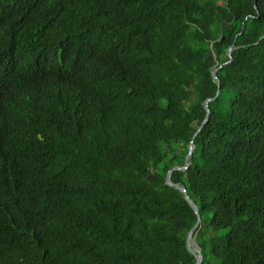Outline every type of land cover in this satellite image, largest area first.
<instances>
[{
	"label": "trees",
	"instance_id": "1",
	"mask_svg": "<svg viewBox=\"0 0 264 264\" xmlns=\"http://www.w3.org/2000/svg\"><path fill=\"white\" fill-rule=\"evenodd\" d=\"M192 140L201 264H264V0H0V264H197Z\"/></svg>",
	"mask_w": 264,
	"mask_h": 264
},
{
	"label": "water",
	"instance_id": "2",
	"mask_svg": "<svg viewBox=\"0 0 264 264\" xmlns=\"http://www.w3.org/2000/svg\"><path fill=\"white\" fill-rule=\"evenodd\" d=\"M232 50H233V46H231L229 48V56H230V59L229 61L232 60ZM228 62V61H227ZM218 68H215L213 69V73L215 74L216 71H217ZM215 78H217V76L215 75ZM211 100V98H209L207 101H206V106H207V116L205 118V120L203 121L202 125L199 127L198 131H200L203 127V125L205 124L206 121H208L209 119V115H210V108L208 107V103L209 101ZM197 134V133H196ZM195 134V136H196ZM196 145L194 143V140L191 141L190 143V147H189V152L186 156V165L185 166H173L167 176H166V181L168 184L180 189L182 192H184V195L186 197V199L189 201V203L191 204V206L194 208L195 212L197 213L198 215V220L196 222V224L192 227V229L189 231L188 235H187V247L190 251L194 252V254L196 255L197 257V264H201L202 260H203V250H202V247L201 245L199 244V242L197 241V238H196V234L198 232V229L200 227V224H201V217H200V213H199V208H198V205L195 203V201L191 198L187 188L182 185V184H179V183H174L172 181V178H171V174L172 172L175 170V169H186L189 165V159L191 158L192 154H193V151L195 149Z\"/></svg>",
	"mask_w": 264,
	"mask_h": 264
}]
</instances>
